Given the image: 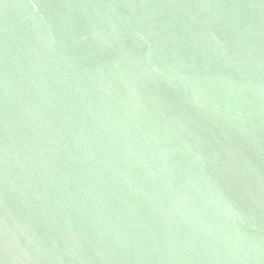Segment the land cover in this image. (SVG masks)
<instances>
[{
	"label": "water",
	"instance_id": "water-1",
	"mask_svg": "<svg viewBox=\"0 0 264 264\" xmlns=\"http://www.w3.org/2000/svg\"><path fill=\"white\" fill-rule=\"evenodd\" d=\"M0 264H264V0H0Z\"/></svg>",
	"mask_w": 264,
	"mask_h": 264
}]
</instances>
